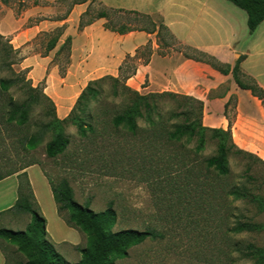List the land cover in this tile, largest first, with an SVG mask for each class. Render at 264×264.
I'll return each instance as SVG.
<instances>
[{
	"label": "rangeland",
	"instance_id": "1",
	"mask_svg": "<svg viewBox=\"0 0 264 264\" xmlns=\"http://www.w3.org/2000/svg\"><path fill=\"white\" fill-rule=\"evenodd\" d=\"M9 2L6 5L0 0V7L6 6L16 17L34 6L32 0H25L26 7L19 10L22 1ZM54 5L58 7V13L53 17L60 18L67 15L71 4L70 1H58ZM101 9L99 2L93 4L94 14ZM111 17L135 23L133 16L112 14ZM42 18L49 16L33 17L29 23ZM154 19L158 23L163 21L159 14ZM64 29L65 26L56 27L38 36L32 42L34 50L47 52L49 40L59 36ZM5 38L16 48L12 37ZM167 43L170 45H166ZM157 44L159 52L173 53V49L180 46V41L172 33L163 30ZM18 50L16 60L8 61L15 62L12 65L15 72L26 70L22 67V52ZM148 52L149 47L141 48L133 60L129 59L128 64L144 63ZM69 54V46L66 45L56 55L55 62L66 68ZM11 76V69H0V77ZM239 77L246 83L250 82L243 73ZM103 85L107 93L97 103L91 104L90 114L93 117L86 120L94 124L96 131L82 137L69 119L65 123V133L70 143L66 151L55 158L46 154V144L52 138L51 132L35 150L23 147L26 137L36 133L41 124L52 119L50 102L42 96L40 103L33 106L30 121L24 126H18L7 121L6 112L11 98L20 103L25 100V95L14 87L0 96V137L10 150L8 152L14 173L23 164H40L55 186L67 181L79 203L97 212L107 209L112 203L118 213L115 231L135 228L154 229L159 233L158 237L149 238L131 248L129 255L117 260L116 264H255L254 260L242 255V250L250 243L264 246V229L236 233L232 231V227L237 221L264 224V210L259 209L256 204L234 200L232 197L222 199L220 189L226 184H245L250 191L264 197V163L231 154L229 160L232 175L219 182L221 186L217 193L213 184L218 183L205 178V159L216 153V140L208 139L205 148L197 152L196 139L175 142L169 140L165 133L154 135L140 131L134 135L123 128L118 129L113 126L111 119L124 108V98L111 93L112 80H107ZM162 101L167 111L165 124L171 127L182 122L183 117H172L170 114L178 106L176 100L166 96ZM229 111H234V97L228 103L226 113L231 121L233 113L229 114ZM203 123L210 126L208 116L204 115ZM139 124L143 128L146 126L142 120ZM249 165L251 170L247 172ZM192 169L199 176L194 181L197 180L201 186L192 184L188 176V171ZM12 213L20 219V224L0 223V227L24 230L29 226L30 214L20 211ZM67 216V211H63V217ZM72 228L75 235L82 238L78 245L55 240L59 231L54 224L50 225L57 250L70 262H78L82 258L79 249L86 247L87 239L79 229ZM2 244L8 264H20L27 260L15 247L5 241Z\"/></svg>",
	"mask_w": 264,
	"mask_h": 264
},
{
	"label": "crops",
	"instance_id": "2",
	"mask_svg": "<svg viewBox=\"0 0 264 264\" xmlns=\"http://www.w3.org/2000/svg\"><path fill=\"white\" fill-rule=\"evenodd\" d=\"M48 5H34L16 17L6 6L0 7V33L10 36L23 55L22 67L28 71L33 85L44 82L45 93L54 101L60 119L72 112L82 90L92 80L106 75L118 76L128 55L135 56L148 43L153 54L147 64L140 63L128 84L141 93L169 91L190 95L204 102V115L210 126L228 129L226 104L234 97L231 119L232 137L236 145L264 160V106L248 89L238 86L232 73L224 74L210 64L187 58L175 51L164 55L158 51L157 33L132 31L119 34L105 28V19H98L80 29L81 16L90 1L76 4L64 17L54 3L60 0H40ZM109 8H124L162 16L171 33L188 44L217 57L233 67L244 56L241 68L264 88V21L250 32L246 11L229 0H97ZM49 16L29 23L33 17ZM65 26L55 48L42 53L34 50L33 41L45 32ZM70 36L71 55L66 74H60L55 57L65 39ZM32 49V51H30ZM10 151L0 137V223L20 224L12 213L18 199V175L26 172L40 212L47 220V232L56 244L78 245L77 237L60 216L49 176L37 163H26L13 171ZM8 153V154H7ZM59 231L54 240L50 225ZM11 245V244H10ZM15 247L14 245H11ZM17 249V248H16ZM0 264L8 257L0 246Z\"/></svg>",
	"mask_w": 264,
	"mask_h": 264
},
{
	"label": "trees",
	"instance_id": "3",
	"mask_svg": "<svg viewBox=\"0 0 264 264\" xmlns=\"http://www.w3.org/2000/svg\"><path fill=\"white\" fill-rule=\"evenodd\" d=\"M2 1L6 5L10 4L9 0ZM19 1H22V4L19 5V10H21L26 7L24 4L25 0ZM60 1H70V10L76 4L90 1L89 8L81 16L80 29L103 18L106 20L104 23L105 28L119 34H127L132 31L156 32L157 41H159L163 30L171 33L163 21L162 23H158L154 19V16L137 10L109 8L100 4L102 5V9L94 14L93 4L97 0ZM229 1L246 11L248 15L247 24L250 32L256 30L260 23L264 21V0ZM32 4L48 5L49 2L32 0ZM112 14L133 16L135 23L131 24V22L115 20L111 17ZM63 33L49 40L48 50L56 47ZM71 41V37L68 36L61 45L58 53L66 45L69 46L71 53ZM166 45L170 44L167 43ZM147 47H149V52L148 57L144 60V64L150 61L153 54L152 44L148 43L143 48L147 49ZM173 50L183 53L187 58L208 63L224 74L231 72L238 86L250 90L254 96L261 100L264 106V88L254 78L243 72L241 68V62L244 58L243 55L231 67L221 62L214 55L182 42H180L178 48H174ZM139 51L135 56L128 55L126 57L119 68L118 76L106 75L90 81L79 95L70 115L65 119H60L56 114L54 101L44 92V82L34 86L32 80L27 76V70L15 72L12 69V65L15 62L8 61L16 60L19 50L14 48L9 39L0 34V69L9 68L12 70L11 77H0V96L7 94L14 87L18 88L25 95V100L20 103L15 102L14 98H11L9 108L6 112L7 121L10 123L14 122L18 126L26 125L30 121L33 106L40 103L42 96L52 106V110L50 111L52 119L41 124L40 129L36 133L26 137L23 140V147L30 151L35 150L45 140L46 135L51 132L52 138L46 144L47 156L55 158L64 153L70 143L69 137L65 133V123L69 119L76 125L78 133L82 137H87L89 133H94L96 131L94 124L86 121L87 118L93 117L90 114L91 104H95L105 97L107 89L103 83L107 80H112L113 86L110 89L111 93L124 98L125 102L124 108L114 114L111 119L113 126L116 128H123L134 135L140 131L154 135L165 133L169 140L175 142H182L184 139L187 141L196 139L197 152L205 148L208 139L216 140V153L205 159V178L213 179L218 183L213 184V188L217 193L219 191L218 188L221 186L219 182L229 179L232 175L229 160L231 154L244 159L253 158L256 161L264 163L262 158L236 145L232 137L231 121L228 129L204 125L205 105L202 100L190 95H182L169 91L143 94L129 86L127 80L136 74L138 65H131L128 62L129 59L133 60ZM161 54L168 55L171 52L168 51L167 53ZM70 55L67 59V64L70 62ZM66 68L60 67L61 75H65ZM241 73L249 79V83L240 79L239 74ZM166 96L174 98L178 104L177 108L170 112L171 116L183 117L182 122H177L171 127H168L164 122L167 111L162 100ZM227 106L228 104H226V110ZM140 120L146 123L144 128L140 126ZM250 170L251 166L249 165L246 171L249 172ZM188 176L192 184L196 183L198 186H201L197 180H195L196 182L194 181L199 176L193 169L188 171ZM18 182V199L12 211L30 214L31 222L24 230L0 227V246L3 248L2 241L16 246L17 251L24 254L27 259L20 264H116L117 260L126 258L129 255L131 248L142 244L149 238L159 236V233L154 229L140 230L128 228L115 231L114 227L118 221V213L112 203H110L107 209L97 212L89 206L83 205L75 200L73 189L67 181H63L58 186H55L50 179L60 216L63 217V211H67V218L63 217L67 224L79 229V231L85 234L87 239L86 247L79 249L82 256L81 260L78 262H70L57 250L55 243L48 235L47 220L37 206L36 198L26 172L18 175ZM204 184L207 185L206 182ZM220 191L222 199L232 197L234 200H242L256 204L259 209L264 210V197L250 191L245 184L222 185ZM263 229V223L251 221H237L232 227V231L236 233L261 231ZM242 255L245 258L254 260L255 264H264V246H257L250 243L242 250Z\"/></svg>",
	"mask_w": 264,
	"mask_h": 264
}]
</instances>
